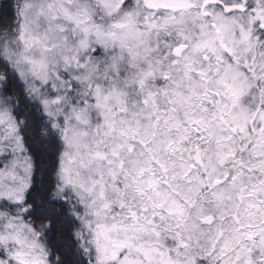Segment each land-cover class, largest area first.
Listing matches in <instances>:
<instances>
[{
  "label": "snow or ice",
  "instance_id": "snow-or-ice-1",
  "mask_svg": "<svg viewBox=\"0 0 264 264\" xmlns=\"http://www.w3.org/2000/svg\"><path fill=\"white\" fill-rule=\"evenodd\" d=\"M0 264H264V0L0 4Z\"/></svg>",
  "mask_w": 264,
  "mask_h": 264
},
{
  "label": "trees",
  "instance_id": "trees-1",
  "mask_svg": "<svg viewBox=\"0 0 264 264\" xmlns=\"http://www.w3.org/2000/svg\"><path fill=\"white\" fill-rule=\"evenodd\" d=\"M0 4H3V5L6 6V4H7V0H0Z\"/></svg>",
  "mask_w": 264,
  "mask_h": 264
}]
</instances>
